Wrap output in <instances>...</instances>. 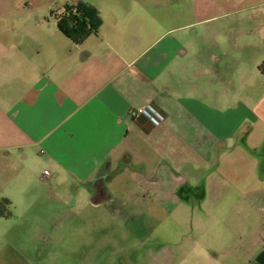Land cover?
Here are the masks:
<instances>
[{"label": "crops", "instance_id": "1", "mask_svg": "<svg viewBox=\"0 0 264 264\" xmlns=\"http://www.w3.org/2000/svg\"><path fill=\"white\" fill-rule=\"evenodd\" d=\"M183 3L142 0L139 8H128L125 16L109 6L111 14L102 16L98 34L82 45H74L65 35L71 44L62 50L37 42V52L41 48L49 60L41 53L46 66L42 70L37 62L41 77L33 85V97L29 101L21 97L4 113L15 141L9 147L21 157L41 151L53 174L93 183L94 196L106 191L132 195L128 185L118 189L117 182L133 180L127 178L132 174L140 182L152 181L156 190L163 189L160 195L192 192L191 186L181 185L185 178L180 171L165 166V160L183 164L182 147L187 152L184 165L190 171L215 170L222 163L236 165L230 159L241 141L259 132L260 124L264 126L259 103L247 106L249 92L256 102L264 99L257 96V87L250 86L263 84V62L248 66L247 54L253 60L257 57L247 44L215 45L210 39L214 32L227 31L212 25L221 17L188 15L191 12L185 11ZM152 6L160 14L153 34L148 15ZM163 9L170 12L164 15ZM244 32L246 37L261 33ZM148 106L165 116L162 125L132 116V111ZM262 143H252L255 152L264 147ZM153 158L158 161L148 170ZM134 160L137 172L131 170ZM110 180L116 181L113 190L106 184ZM147 188L149 184L139 185L142 191ZM172 201L178 203L170 199L166 204ZM243 245L245 250L251 243ZM248 256L246 264H264V245ZM197 259L194 255L193 264H202Z\"/></svg>", "mask_w": 264, "mask_h": 264}, {"label": "rangeland", "instance_id": "2", "mask_svg": "<svg viewBox=\"0 0 264 264\" xmlns=\"http://www.w3.org/2000/svg\"><path fill=\"white\" fill-rule=\"evenodd\" d=\"M141 1L0 0V200L11 202V216L0 217V264H193L194 255L202 264H246L249 253H258L264 245V147L258 152L252 147L255 141L264 146L263 124L239 144L230 159L236 165L222 163L204 170L199 164L201 169L190 171L182 147L183 164L165 160V166L180 171L185 178L181 185L193 191L174 190L168 196L160 195L163 189L156 190L152 181L140 182L133 174L127 175L133 180L117 181L118 189L128 185L132 195L106 191L94 196L93 183L53 174L41 151L21 157L9 147L15 141L4 113L21 97H33V85L41 77L37 62L42 70L46 66L41 53L49 60L41 48L37 52V42L61 50L71 44L55 25V15L64 5H84L102 24V16L111 14L109 6L125 16ZM182 2L188 15L221 17L212 25L227 31H215L210 39L221 47L247 44L257 57L247 54L248 66L261 59L264 71V0ZM169 12L162 10L164 15ZM148 15L153 34L160 14L152 6ZM245 30L261 33L246 37ZM250 86L257 87V96H264V80ZM252 97L249 92L247 106L259 103L258 110L264 111V99L256 102ZM157 161L151 159L148 170ZM131 170L138 171L137 160ZM115 182H106L110 190L117 187ZM140 184L149 188L142 191ZM170 199L178 203L166 204ZM244 243L251 245L243 250Z\"/></svg>", "mask_w": 264, "mask_h": 264}, {"label": "trees", "instance_id": "3", "mask_svg": "<svg viewBox=\"0 0 264 264\" xmlns=\"http://www.w3.org/2000/svg\"><path fill=\"white\" fill-rule=\"evenodd\" d=\"M55 21L59 31L65 35L74 45H82L92 35H97L101 21L96 13L84 5H64L62 12L55 15ZM11 202L8 199L0 200V217L11 216Z\"/></svg>", "mask_w": 264, "mask_h": 264}, {"label": "built area", "instance_id": "4", "mask_svg": "<svg viewBox=\"0 0 264 264\" xmlns=\"http://www.w3.org/2000/svg\"><path fill=\"white\" fill-rule=\"evenodd\" d=\"M131 114L133 117H139V116L146 117L155 126L162 125L166 120L165 116L154 106H148L146 108L134 110L131 112ZM47 174L48 172H46V175Z\"/></svg>", "mask_w": 264, "mask_h": 264}]
</instances>
